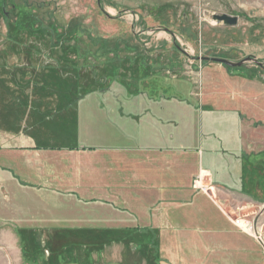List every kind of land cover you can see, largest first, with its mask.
<instances>
[{
	"label": "rangeland",
	"instance_id": "rangeland-1",
	"mask_svg": "<svg viewBox=\"0 0 264 264\" xmlns=\"http://www.w3.org/2000/svg\"><path fill=\"white\" fill-rule=\"evenodd\" d=\"M263 9L0 0V264H264Z\"/></svg>",
	"mask_w": 264,
	"mask_h": 264
},
{
	"label": "trees",
	"instance_id": "trees-1",
	"mask_svg": "<svg viewBox=\"0 0 264 264\" xmlns=\"http://www.w3.org/2000/svg\"><path fill=\"white\" fill-rule=\"evenodd\" d=\"M31 149L33 150H41V149H47L49 151L51 150H55V151H61L62 148L60 147H49V148H40V147H37V146H34V147H31ZM89 150V151H88ZM67 151L68 152H80V153H86V152H90V151H94V153H99L100 151H97L95 148L93 147H81V148H76V147H68L67 148ZM103 152L104 154H106L107 156H109L110 159H114L115 161H117V154H119V152L117 153L116 151H109V152H105V151H101ZM92 167H94V165H92ZM91 170V169H90ZM107 171L108 174L111 173V169L108 168V169H105ZM118 170V169H117ZM151 170L149 169V172ZM91 172H96L97 173V178L100 179L101 177L103 178V174H100L99 171H94V170H91ZM119 173V172H118ZM95 175V174H94Z\"/></svg>",
	"mask_w": 264,
	"mask_h": 264
},
{
	"label": "water",
	"instance_id": "water-1",
	"mask_svg": "<svg viewBox=\"0 0 264 264\" xmlns=\"http://www.w3.org/2000/svg\"><path fill=\"white\" fill-rule=\"evenodd\" d=\"M213 19H216L217 21L222 22V23L229 25V26L236 25L237 20H238V18L236 16H232V15H228V14H219V15L215 14V15H213ZM212 60L229 65V63L224 59L212 58Z\"/></svg>",
	"mask_w": 264,
	"mask_h": 264
},
{
	"label": "bare ground",
	"instance_id": "bare-ground-1",
	"mask_svg": "<svg viewBox=\"0 0 264 264\" xmlns=\"http://www.w3.org/2000/svg\"><path fill=\"white\" fill-rule=\"evenodd\" d=\"M239 224L243 227V228H245L248 232H251V227L249 226V224L247 223V222H245V221H239ZM240 226V227H241Z\"/></svg>",
	"mask_w": 264,
	"mask_h": 264
},
{
	"label": "built area",
	"instance_id": "built-area-1",
	"mask_svg": "<svg viewBox=\"0 0 264 264\" xmlns=\"http://www.w3.org/2000/svg\"><path fill=\"white\" fill-rule=\"evenodd\" d=\"M263 12H264V9H263Z\"/></svg>",
	"mask_w": 264,
	"mask_h": 264
}]
</instances>
